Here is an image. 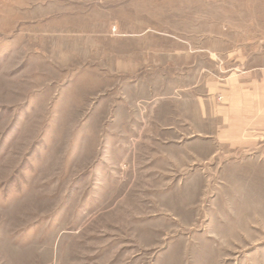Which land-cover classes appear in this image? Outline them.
Wrapping results in <instances>:
<instances>
[{"label": "rangeland", "instance_id": "rangeland-1", "mask_svg": "<svg viewBox=\"0 0 264 264\" xmlns=\"http://www.w3.org/2000/svg\"><path fill=\"white\" fill-rule=\"evenodd\" d=\"M263 37L264 0H0V264H264V138L196 101Z\"/></svg>", "mask_w": 264, "mask_h": 264}, {"label": "crops", "instance_id": "crops-1", "mask_svg": "<svg viewBox=\"0 0 264 264\" xmlns=\"http://www.w3.org/2000/svg\"><path fill=\"white\" fill-rule=\"evenodd\" d=\"M259 41L254 64L244 55L241 63L247 65L241 71L225 77L208 75L205 95L196 100L200 117L215 121L220 144L251 147L264 138V37ZM218 95L221 99H216Z\"/></svg>", "mask_w": 264, "mask_h": 264}]
</instances>
